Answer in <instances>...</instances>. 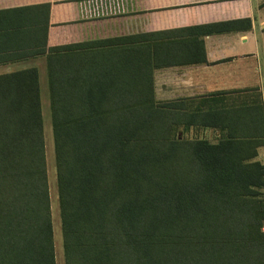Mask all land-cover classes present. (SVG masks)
<instances>
[{
  "label": "trees",
  "instance_id": "obj_1",
  "mask_svg": "<svg viewBox=\"0 0 264 264\" xmlns=\"http://www.w3.org/2000/svg\"><path fill=\"white\" fill-rule=\"evenodd\" d=\"M22 32L0 27V64L45 57L62 264H264V163L155 99L164 39L46 50ZM0 264H56L36 68L0 75Z\"/></svg>",
  "mask_w": 264,
  "mask_h": 264
},
{
  "label": "crops",
  "instance_id": "obj_2",
  "mask_svg": "<svg viewBox=\"0 0 264 264\" xmlns=\"http://www.w3.org/2000/svg\"><path fill=\"white\" fill-rule=\"evenodd\" d=\"M242 20L250 28L205 35L198 28ZM4 25L46 50L133 35L164 39L154 43L155 99L191 107L199 125L190 132L212 142L250 138L264 163V0H0ZM28 68L39 78L45 57L0 64V75Z\"/></svg>",
  "mask_w": 264,
  "mask_h": 264
},
{
  "label": "rangeland",
  "instance_id": "obj_3",
  "mask_svg": "<svg viewBox=\"0 0 264 264\" xmlns=\"http://www.w3.org/2000/svg\"><path fill=\"white\" fill-rule=\"evenodd\" d=\"M39 71V83H40V102H41V114L43 119L44 130V146H45V163L47 170L48 189L50 195V210L53 226V241L56 252V264H62L61 259V236L59 229V217L57 209L56 191H55V167H54V154L50 130V115H49V103L48 94L46 90V72ZM264 229V224H263Z\"/></svg>",
  "mask_w": 264,
  "mask_h": 264
}]
</instances>
